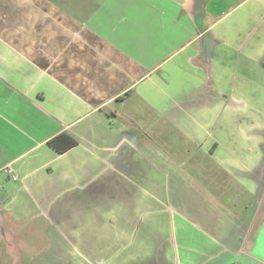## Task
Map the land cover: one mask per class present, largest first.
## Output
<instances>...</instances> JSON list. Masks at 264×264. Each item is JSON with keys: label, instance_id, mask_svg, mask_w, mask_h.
<instances>
[{"label": "crops", "instance_id": "crops-1", "mask_svg": "<svg viewBox=\"0 0 264 264\" xmlns=\"http://www.w3.org/2000/svg\"><path fill=\"white\" fill-rule=\"evenodd\" d=\"M0 264H264V0H0Z\"/></svg>", "mask_w": 264, "mask_h": 264}, {"label": "trees", "instance_id": "trees-1", "mask_svg": "<svg viewBox=\"0 0 264 264\" xmlns=\"http://www.w3.org/2000/svg\"><path fill=\"white\" fill-rule=\"evenodd\" d=\"M77 143L76 139L72 136L61 132L49 140V144L57 151L64 152Z\"/></svg>", "mask_w": 264, "mask_h": 264}, {"label": "rangeland", "instance_id": "rangeland-1", "mask_svg": "<svg viewBox=\"0 0 264 264\" xmlns=\"http://www.w3.org/2000/svg\"><path fill=\"white\" fill-rule=\"evenodd\" d=\"M38 234V233H37ZM47 238L46 237H44V235H43V233H42V235H36V236H34V237H31V238H28V239H26V238H23V239H20L19 241H20V245L22 246V247H24V248H26V247H40L41 245H42V242L44 241V240H46ZM73 243H75L76 242V240L77 239H70ZM35 241V242H34ZM72 242H70L69 241V244L70 245H72ZM68 244V243H67ZM79 245H80V243H79ZM73 246V245H72Z\"/></svg>", "mask_w": 264, "mask_h": 264}]
</instances>
